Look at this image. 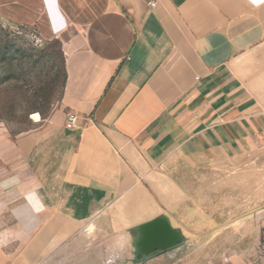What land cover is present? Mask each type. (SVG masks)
<instances>
[{
  "label": "crops",
  "instance_id": "crops-1",
  "mask_svg": "<svg viewBox=\"0 0 264 264\" xmlns=\"http://www.w3.org/2000/svg\"><path fill=\"white\" fill-rule=\"evenodd\" d=\"M0 25L57 42L64 74L54 113L0 132V264H34L115 208L129 225L161 219L177 254L174 171L264 153V0H0ZM19 201L41 227L11 219L2 236Z\"/></svg>",
  "mask_w": 264,
  "mask_h": 264
},
{
  "label": "rangeland",
  "instance_id": "rangeland-1",
  "mask_svg": "<svg viewBox=\"0 0 264 264\" xmlns=\"http://www.w3.org/2000/svg\"><path fill=\"white\" fill-rule=\"evenodd\" d=\"M63 86V57L57 42L0 25V132L16 140L33 130L35 122L41 124L59 108ZM235 163L237 170L181 166L174 171L186 195L178 226L188 243L177 254L139 260L140 226L129 225L121 218V209L115 208L67 235L60 246L45 250L34 264H255L256 254L260 262L264 256V153ZM11 219L20 230L24 224L33 226L34 236L41 227V216L29 202H18L15 218L2 217V236L8 235L4 225Z\"/></svg>",
  "mask_w": 264,
  "mask_h": 264
},
{
  "label": "water",
  "instance_id": "water-1",
  "mask_svg": "<svg viewBox=\"0 0 264 264\" xmlns=\"http://www.w3.org/2000/svg\"><path fill=\"white\" fill-rule=\"evenodd\" d=\"M139 229L141 238L136 242L137 249L149 248L151 251L157 247L158 250L165 251L178 244L175 233L168 226H165L161 219L142 225Z\"/></svg>",
  "mask_w": 264,
  "mask_h": 264
},
{
  "label": "flooded vegetation",
  "instance_id": "flooded-vegetation-1",
  "mask_svg": "<svg viewBox=\"0 0 264 264\" xmlns=\"http://www.w3.org/2000/svg\"><path fill=\"white\" fill-rule=\"evenodd\" d=\"M138 231H139V233H138L137 237H139L138 239H140L141 238V232H140L139 228H138ZM174 248H176V247H171V248L169 247L165 251L158 250L157 247L152 249L151 251H149V248H139V249H137V255L139 257V260H145V259L157 256V255L169 253L170 251L174 250Z\"/></svg>",
  "mask_w": 264,
  "mask_h": 264
},
{
  "label": "built area",
  "instance_id": "built-area-1",
  "mask_svg": "<svg viewBox=\"0 0 264 264\" xmlns=\"http://www.w3.org/2000/svg\"><path fill=\"white\" fill-rule=\"evenodd\" d=\"M74 117L73 116H70L69 117V119H68V122L70 123V124H73L74 123Z\"/></svg>",
  "mask_w": 264,
  "mask_h": 264
}]
</instances>
